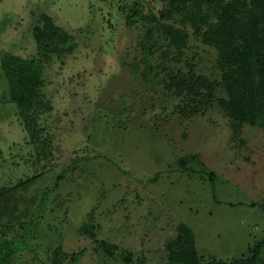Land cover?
I'll return each instance as SVG.
<instances>
[{"label":"rangeland","instance_id":"rangeland-1","mask_svg":"<svg viewBox=\"0 0 264 264\" xmlns=\"http://www.w3.org/2000/svg\"><path fill=\"white\" fill-rule=\"evenodd\" d=\"M163 6L0 0V229L22 240L18 264H53L56 250L82 251L78 264H168L166 243L181 223L193 230L205 261L240 258L264 239V128L244 124L235 137L217 102L183 116V102L165 87L170 72L187 71L186 61L220 79L216 51L186 26L181 63L165 40L156 46L151 59L160 79L147 84L131 67L143 69L144 17L159 16ZM40 12L74 35L77 48L45 67L51 109L32 138L10 102L1 61L36 55L33 18ZM187 155H198L204 165L190 166L215 179L184 171L179 160ZM88 224L98 240L116 246L113 255L87 235Z\"/></svg>","mask_w":264,"mask_h":264},{"label":"trees","instance_id":"trees-1","mask_svg":"<svg viewBox=\"0 0 264 264\" xmlns=\"http://www.w3.org/2000/svg\"><path fill=\"white\" fill-rule=\"evenodd\" d=\"M160 1L164 6L159 16L151 14L144 17L148 25L138 41L145 52L140 59L143 69L139 64H133L131 67L135 72L147 84L160 79L151 58L156 46L163 40L172 51V58L181 63L188 48L186 26H189L204 44L216 51L220 79L199 74L188 61L187 71L170 72L165 87L183 102L179 107L181 115L202 114L217 102L232 120L235 137H239L244 124L264 128V0ZM175 19L178 25L169 23ZM33 37L36 42L34 57L6 54L1 68L8 80L10 102L17 106L25 129L35 138L40 136V115L51 109L44 99L45 67L54 57L73 54L77 41L46 12L34 14ZM219 91L223 96L218 97ZM179 163L184 171L206 173L211 180L215 179V172H208L206 168L197 171L190 166L192 163L204 165L198 155L184 156ZM63 177V174L58 177V183ZM261 207L264 212V201ZM3 218L4 212L0 208V221ZM86 233L98 246L113 255L116 246L98 240L93 226L88 224ZM21 241L19 237H10L9 232L0 229V264H18L22 254ZM263 254L264 239L240 258L222 260L212 257L205 261L197 250L193 230L183 223L177 226V236L166 243L168 264H264ZM82 255V251L70 256L56 250L53 264H62L64 259L69 264H78ZM130 259L127 258V261Z\"/></svg>","mask_w":264,"mask_h":264}]
</instances>
